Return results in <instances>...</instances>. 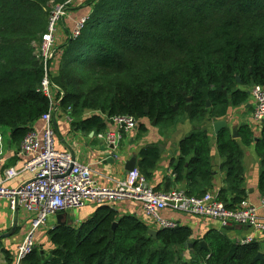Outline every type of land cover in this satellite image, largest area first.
Masks as SVG:
<instances>
[{
	"label": "trees",
	"instance_id": "trees-1",
	"mask_svg": "<svg viewBox=\"0 0 264 264\" xmlns=\"http://www.w3.org/2000/svg\"><path fill=\"white\" fill-rule=\"evenodd\" d=\"M65 1L0 0V130H8L15 145L50 109L40 91L45 66L35 52L47 29L48 5ZM86 5L89 18L79 36L54 50L56 74L50 71L54 58L47 65L51 82L63 93L59 109H71L75 131L103 132L115 116H132L140 131L144 121H155L162 130L181 117L193 124L207 117L214 121L245 105L252 86H264V0H88ZM87 112L93 114L84 117ZM237 135L234 140L223 128L215 136L224 174L218 199L227 209L245 199L242 148L253 143L262 161L258 187L264 194V123L256 141L248 125ZM177 151L170 162L174 182H185L189 195H204L212 180L209 135L196 128ZM138 157L137 169L147 180L159 160L157 146L142 148ZM147 231L139 219L99 206L77 226L49 230L50 249L41 256L33 248L21 264H264V245L254 241L235 243L212 230L190 243L191 229L180 225L158 231L155 240ZM2 253L10 264V254Z\"/></svg>",
	"mask_w": 264,
	"mask_h": 264
},
{
	"label": "crops",
	"instance_id": "crops-1",
	"mask_svg": "<svg viewBox=\"0 0 264 264\" xmlns=\"http://www.w3.org/2000/svg\"><path fill=\"white\" fill-rule=\"evenodd\" d=\"M88 0H77L73 7L71 17L61 22V27L58 28V40L55 48L60 46L64 40L70 38L71 32L74 29L75 20L86 16L90 13V7L86 5ZM87 9V11H86ZM89 11V13H87ZM54 48V50H55ZM51 65V74L57 72L55 58ZM52 58V59H53ZM256 106L254 99L250 96L247 103L240 107L230 108L227 115L221 119L210 120L208 117L200 124L190 123L185 117L179 118L175 124L166 130L160 127L151 126V122L144 121L145 130L140 131L138 128L132 132L123 133L118 150L117 159L113 160L112 149L110 145L99 141L94 133H83L75 131L72 127V122H68L65 114L58 110L52 116V128L54 148L58 151H65L72 154L75 160L80 164L87 166L90 169L92 180L100 187H113L116 182L120 181L127 174L125 171L126 164L135 157L136 166L139 162V151L148 146L156 145L159 151V160L154 167L151 177L147 179L148 184L157 193H165L172 189L186 190L185 182L175 183L170 168L172 159L178 157V144L188 134L196 128L205 131L210 137L211 144V165H212V180L206 192L218 193L223 188L224 174L220 169L222 160L219 158L215 147V134L212 124L216 121L226 122V127L232 134L233 130L238 131L241 125H248L254 134V139L260 137L261 123L253 120V111ZM93 113L87 112L84 117H89ZM105 118V117H104ZM106 129H113L112 124L106 120ZM44 122L37 120L32 128L41 137ZM235 140V139H234ZM238 140V139H236ZM20 145H15L11 142L10 133L8 130H0V173L6 168H13L17 171V176L11 180L4 181L3 187L15 188L22 182L28 180L30 173L23 169L28 158L19 154ZM241 166L243 170V188L245 190V199L258 208V221L264 226V207H261L260 200L264 196L263 192L258 187L259 176L262 170V161L254 151V143L249 147L242 148ZM96 205L90 201L83 208L67 211L61 214L51 216L47 220L45 227L37 230L45 232V245L34 244V247L39 252L45 253L50 249L47 240V232L61 226H77L81 222L91 217ZM113 210L119 217L132 216L143 222L149 230L152 229L151 222L144 216L141 206L135 202H120L113 205ZM162 217L168 220L175 221L178 225L191 229L190 243L200 240L207 232L215 230L223 234L229 240L240 243L247 238H251L254 242L264 245V232L260 229L253 230L246 226H234L230 229L223 230L219 223L215 220L198 218L184 214H178L165 210L162 212ZM31 229V213L23 208L11 212L8 202L0 199V264H6L3 251L10 254L13 261L17 252L18 246L22 243L26 233ZM30 232V231H29ZM28 232V233H29ZM190 253L187 250L183 251V257H189Z\"/></svg>",
	"mask_w": 264,
	"mask_h": 264
},
{
	"label": "built area",
	"instance_id": "built-area-1",
	"mask_svg": "<svg viewBox=\"0 0 264 264\" xmlns=\"http://www.w3.org/2000/svg\"><path fill=\"white\" fill-rule=\"evenodd\" d=\"M76 2L77 0H67L62 4L48 5L47 29L40 43L36 45L35 53L45 66L40 91L50 101V109L40 118L44 122L41 137L32 129L25 135L19 147V154L28 158L23 169L28 171L31 177L15 188H6L3 187V182L11 180L18 173L13 168H6L0 173V199L8 202L11 212L23 208L31 213L30 232L18 246L14 260L10 264H21L31 253L34 248L33 235L46 226L49 217L83 208L88 201L97 207L110 208L115 203L135 202L141 206L146 219L150 220L151 230L156 232L175 230L178 227L175 221L162 217L161 214L165 210L215 220L223 230L234 226H246L264 232V226L258 221V208L246 199L235 208L227 209L218 199V193L206 192L202 196H194L180 189L157 193L136 168L127 172L113 187H100L92 180L87 166L80 165L71 153L54 148L52 116L59 108L57 102L60 98H56L59 93L49 82L46 63L54 55L55 44L59 38L58 25L71 17ZM88 18L86 15L75 20L70 38L79 36ZM249 94L256 103L253 120L261 123L264 120V86H252ZM70 113L71 109H67L64 116L68 122H73ZM107 120L113 129L97 133L96 138L112 147L111 158L116 160L122 134L136 130L138 122L132 116H115ZM260 205L264 207V196L260 200ZM251 242L253 240L247 238L240 244Z\"/></svg>",
	"mask_w": 264,
	"mask_h": 264
},
{
	"label": "water",
	"instance_id": "water-1",
	"mask_svg": "<svg viewBox=\"0 0 264 264\" xmlns=\"http://www.w3.org/2000/svg\"><path fill=\"white\" fill-rule=\"evenodd\" d=\"M47 65H48V62L46 63V70H47ZM47 76H48V79H49V82H50V84H51V86L55 89V90H57V92L60 94V99H59V101L57 102V105L59 106V104H60V102H61V100H62V95H63V93H62V91L59 89V88H57V87H55L53 84H52V82H51V79H50V76H49V74H48V72H47ZM239 80V79H238ZM207 107H209V104H207ZM176 109V108H175ZM148 111L147 110H145V113H147ZM262 123H264V120L262 121ZM151 126L152 127H154L155 126V121H152L151 122ZM138 127H139V124H138ZM137 127V128H138ZM226 127V122H224V121H216V122H214L213 124H212V128H213V132H214V134L216 135L221 129H223V128H225ZM199 129V128H198ZM232 138L233 139H238V135H237V132H236V130H233V132H232ZM256 141V140H255ZM111 149H112V147H110ZM162 149L161 148H159V154H161L162 153ZM135 166H136V160H135V157H133L127 164H126V167H125V171H127V172H131V171H133L134 169H135ZM103 207H108V206H103ZM115 226V225H114ZM147 234H148V236L149 237H151L152 238V240H155V238H156V235H157V232L155 231V230H149L148 229V231H147ZM200 247L201 248H203V249H207V246H206V244L203 242V241H201L200 243ZM189 247H191V244H189ZM43 252H40V255L41 256H43ZM261 259V254H258L257 255V257H256V260H260Z\"/></svg>",
	"mask_w": 264,
	"mask_h": 264
},
{
	"label": "rangeland",
	"instance_id": "rangeland-1",
	"mask_svg": "<svg viewBox=\"0 0 264 264\" xmlns=\"http://www.w3.org/2000/svg\"><path fill=\"white\" fill-rule=\"evenodd\" d=\"M73 11V10H72ZM86 11H87V9H86ZM87 13H89V11L87 12ZM61 24L62 23H59V25H58V28L59 27H61L62 29H63V27L61 26ZM59 31V30H58ZM65 41V40H64ZM51 65H52V63H51ZM50 65V66H51ZM52 69H51V67H50V71H51ZM30 231V230H29ZM28 231V232H29ZM28 232L26 233V234H28ZM45 241H46V239H45V232L44 231H40V232H38V233H34V235H33V243L34 244H40V245H45ZM35 248V247H34Z\"/></svg>",
	"mask_w": 264,
	"mask_h": 264
}]
</instances>
